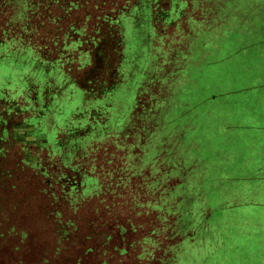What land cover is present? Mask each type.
Returning a JSON list of instances; mask_svg holds the SVG:
<instances>
[{"label":"rangeland","instance_id":"rangeland-1","mask_svg":"<svg viewBox=\"0 0 264 264\" xmlns=\"http://www.w3.org/2000/svg\"><path fill=\"white\" fill-rule=\"evenodd\" d=\"M28 1L0 27V264H223L203 242L264 199V0H60L56 35Z\"/></svg>","mask_w":264,"mask_h":264},{"label":"trees","instance_id":"trees-1","mask_svg":"<svg viewBox=\"0 0 264 264\" xmlns=\"http://www.w3.org/2000/svg\"><path fill=\"white\" fill-rule=\"evenodd\" d=\"M25 2H28V0H24ZM177 1H184V0H177ZM173 1V5L175 6V10L178 12V14L181 13V10L178 9V2ZM51 6L47 9V7H44L45 14L49 17L48 19H44V17L36 16V19L38 20V26L43 29L45 22L48 23L47 29L51 34H55L60 31V22L63 19H66L68 16V12L66 10H72V8H78L79 5L74 4L72 5V0H66V5L69 6L66 10H60L62 8V4H60V0H50ZM83 3V1H80ZM36 4V2H33ZM93 5L104 3L103 0H92ZM184 3V2H183ZM17 4V0H0V27L5 28V24L9 23V12L11 10V7L14 8ZM156 4H162V1H157ZM98 7V6H97ZM150 7V6H149ZM6 15V18H3L2 16ZM71 20L68 24L67 31L71 30H77V32H80L79 29H76V20L75 17L70 16ZM86 20L92 18L90 14L84 15ZM8 19V20H7ZM7 21V22H6ZM66 33V32H65ZM53 34V35H54ZM68 36L69 34H65ZM79 37V36H78ZM262 160H264V157H262ZM264 179V174H261ZM261 177V178H262ZM259 178V179H261ZM251 190H248V196ZM256 201H243L239 202L236 205L230 206L229 210H226L225 212H228V215L231 216V221H226L229 226L227 227L229 230L225 231V240L221 239L222 242H226L228 246L222 247V243L220 246H217L216 242L217 240H220L221 234L215 235L209 234L207 241L203 242V247L205 248V253H209L215 255L216 259L223 260V264H259V261H261L259 258H257L255 254V250H248L246 249H235L234 245H237L239 238H251L255 241H260L261 244H264V199L256 197ZM233 220V221H232ZM242 226L243 228L238 232L232 231L235 227ZM231 230V231H230ZM237 235V236H235ZM177 241V240H176ZM208 242V243H207ZM178 243V242H177ZM68 246V245H67ZM65 245V247H67ZM179 247V246H178ZM61 247L58 248L60 250ZM248 249V247H247ZM59 252V251H58ZM226 258H229V261L226 260Z\"/></svg>","mask_w":264,"mask_h":264}]
</instances>
